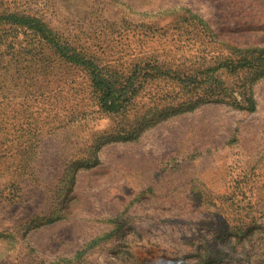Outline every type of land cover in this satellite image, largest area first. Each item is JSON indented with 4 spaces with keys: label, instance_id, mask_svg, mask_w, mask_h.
<instances>
[{
    "label": "rangeland",
    "instance_id": "rangeland-1",
    "mask_svg": "<svg viewBox=\"0 0 264 264\" xmlns=\"http://www.w3.org/2000/svg\"><path fill=\"white\" fill-rule=\"evenodd\" d=\"M44 1L60 29L116 65L153 59L192 76L264 50V0ZM5 35L0 110L61 96L34 110L50 124L32 162L0 154V264H264V78L249 82L254 112L165 80L148 83L128 117H108L83 69L25 31ZM242 78L221 72L233 90ZM78 107L86 118L59 126ZM119 133L135 138L100 140Z\"/></svg>",
    "mask_w": 264,
    "mask_h": 264
},
{
    "label": "trees",
    "instance_id": "trees-1",
    "mask_svg": "<svg viewBox=\"0 0 264 264\" xmlns=\"http://www.w3.org/2000/svg\"><path fill=\"white\" fill-rule=\"evenodd\" d=\"M8 2L0 0V35L8 30H22L31 37L40 39L50 46L56 55L67 64L81 68L87 74L88 93L91 104L101 115L115 118H126L135 109L138 96L150 82L171 80L177 82L181 87L189 89L203 90V103L221 102L230 104L232 107L256 111V100L252 92L250 81H257L264 78V50H256L252 53H245L238 60H227L219 63L217 67L203 68L195 75H178L168 67L161 65L158 61L150 59L140 65L126 66L124 64H112L105 61L103 54L105 49L92 50L83 44L75 33L63 31L51 17L44 12V0H27L24 4L15 9L7 5ZM67 23H70L68 20ZM0 36V57H6L8 43L4 40L11 39ZM31 53V51H28ZM105 56H108L104 54ZM132 68V69H131ZM226 71L231 74L244 73L241 79L242 85L238 89H230L225 81L221 79V72ZM51 96V95H50ZM31 100H14L9 103L8 108L0 110V146L4 147V153L0 151L4 159L14 153V156H23L28 165L36 155L35 149L39 145V132L42 127L50 124L47 119H40L35 115V109L46 108L50 99L56 102L61 93L53 96ZM227 100V101H226ZM5 104L1 102L0 105ZM37 107V108H36ZM83 112V113H81ZM86 110H80L78 115H71L69 121L59 122V126L64 127L69 124H78L87 115ZM53 125L55 123H52ZM132 133H119L100 137V140H131L135 137ZM107 138V139H106ZM128 138V139H126ZM9 144H16L8 146ZM79 160L78 166L91 167L97 164V158L93 156ZM19 185V184H18ZM21 199L20 192L10 193L8 200L16 202ZM108 236L93 240L87 247L77 254V258H82L90 249L107 240ZM64 264L71 262L64 260Z\"/></svg>",
    "mask_w": 264,
    "mask_h": 264
}]
</instances>
